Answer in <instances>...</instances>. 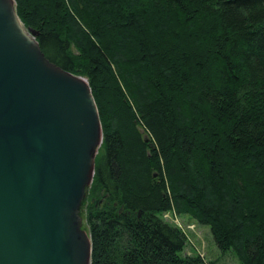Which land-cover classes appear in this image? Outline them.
Masks as SVG:
<instances>
[{
  "label": "trees",
  "instance_id": "1",
  "mask_svg": "<svg viewBox=\"0 0 264 264\" xmlns=\"http://www.w3.org/2000/svg\"><path fill=\"white\" fill-rule=\"evenodd\" d=\"M15 1L98 108L90 264H200L169 211L264 264V0Z\"/></svg>",
  "mask_w": 264,
  "mask_h": 264
},
{
  "label": "water",
  "instance_id": "2",
  "mask_svg": "<svg viewBox=\"0 0 264 264\" xmlns=\"http://www.w3.org/2000/svg\"><path fill=\"white\" fill-rule=\"evenodd\" d=\"M8 3L0 0V35ZM10 12L19 17L13 8ZM25 28L35 47L0 40V189L14 193L20 205L1 197L0 209L6 218L26 221L23 230L41 249L43 264H80L71 250L72 216L87 181L88 124L96 102L85 77L51 64L39 47L38 32ZM64 209L70 213L63 214ZM8 211L14 215L8 217ZM3 225L1 231L11 232L12 222Z\"/></svg>",
  "mask_w": 264,
  "mask_h": 264
},
{
  "label": "rangeland",
  "instance_id": "3",
  "mask_svg": "<svg viewBox=\"0 0 264 264\" xmlns=\"http://www.w3.org/2000/svg\"><path fill=\"white\" fill-rule=\"evenodd\" d=\"M15 2L12 0L11 8L17 11ZM35 41L36 39L32 36V39L29 41L32 47H35ZM83 81L91 89L86 77ZM88 127H90L91 131L89 134L88 154L85 157L87 181L83 194L74 207L72 216L74 230L70 238V244L71 246L73 245L71 249L72 253L80 261V264H90L92 257V238L90 225L87 220V208L90 203L89 190L95 175V161L97 155L102 150L101 146L103 142V132L96 104L92 109V118ZM161 217L183 233L185 244L181 252L182 256L199 257L202 261L200 264H240L234 252H222L219 249L208 225L201 224L188 215H179L172 211L162 213Z\"/></svg>",
  "mask_w": 264,
  "mask_h": 264
},
{
  "label": "bare ground",
  "instance_id": "4",
  "mask_svg": "<svg viewBox=\"0 0 264 264\" xmlns=\"http://www.w3.org/2000/svg\"><path fill=\"white\" fill-rule=\"evenodd\" d=\"M4 3H8V0H3ZM11 1V0H9ZM8 8L6 4H3V9L5 10V18L3 20L4 31L3 34L0 35V40L2 42L15 40L16 42L29 43L32 39L28 30L25 28L21 19L17 16L15 12H10V2L8 3ZM7 8V11H6ZM16 45H14L15 47ZM13 115H10L11 118ZM5 197L8 200L9 205H19V200L15 198V194L7 191L5 189H0V198ZM8 217L13 216L14 213L9 212ZM63 214H69L70 211L68 209H64ZM13 218V217H12ZM12 222V230L9 233H5L1 230L5 227L2 226L3 223ZM22 219L19 217H15L14 220L10 218H6L5 212L3 209H0V264H43L42 259L39 260L40 248L38 245H32L29 240H32V235H27L23 226L25 225ZM69 222V221H68ZM19 223V224H17ZM72 225L69 223L68 230L66 225H64V235L67 236L69 232H71ZM31 233L30 230L27 231ZM40 249V250H39Z\"/></svg>",
  "mask_w": 264,
  "mask_h": 264
}]
</instances>
